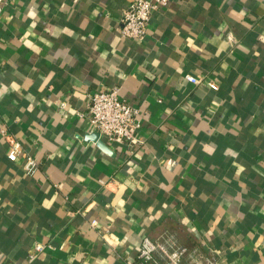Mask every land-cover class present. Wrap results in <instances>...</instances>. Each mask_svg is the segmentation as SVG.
Instances as JSON below:
<instances>
[{
    "label": "crops",
    "instance_id": "obj_1",
    "mask_svg": "<svg viewBox=\"0 0 264 264\" xmlns=\"http://www.w3.org/2000/svg\"><path fill=\"white\" fill-rule=\"evenodd\" d=\"M129 3L10 0L0 14V129L40 161L28 175L0 134V264H134L164 232L264 264V0H170L144 41L120 33ZM115 86L145 144L102 137L111 155L77 112ZM38 242L51 246L29 261Z\"/></svg>",
    "mask_w": 264,
    "mask_h": 264
},
{
    "label": "built area",
    "instance_id": "obj_2",
    "mask_svg": "<svg viewBox=\"0 0 264 264\" xmlns=\"http://www.w3.org/2000/svg\"><path fill=\"white\" fill-rule=\"evenodd\" d=\"M10 0H0V14ZM170 0H130L123 9L120 18V33L122 36L138 41H144L149 35V25L154 11L167 8ZM187 81L200 84L203 78L186 74ZM210 88L218 89L215 81H204ZM65 108L67 102H60ZM86 111L77 114L85 118L93 132L97 131L111 145L123 147L142 146L144 140L139 135L143 125V113L120 94V88L91 91L87 94ZM0 134L9 142L8 158L16 161L23 154V169L28 175H34L40 168V161L28 152L16 140L8 129L2 127ZM96 224V221H93ZM50 244L38 242L29 255V261L34 259ZM209 254L201 246H188L179 241L173 232H164L156 238L143 236L134 264H222L214 247H209Z\"/></svg>",
    "mask_w": 264,
    "mask_h": 264
},
{
    "label": "water",
    "instance_id": "obj_3",
    "mask_svg": "<svg viewBox=\"0 0 264 264\" xmlns=\"http://www.w3.org/2000/svg\"><path fill=\"white\" fill-rule=\"evenodd\" d=\"M86 139H89V140H93L94 142L97 143V145L105 152L109 153V154H113V150L112 148L104 141V139L100 136V134L95 131V132H92V133H88L86 135Z\"/></svg>",
    "mask_w": 264,
    "mask_h": 264
}]
</instances>
